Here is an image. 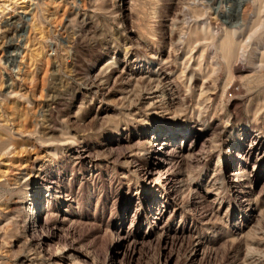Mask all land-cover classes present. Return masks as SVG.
I'll list each match as a JSON object with an SVG mask.
<instances>
[{"label": "rangeland", "instance_id": "obj_1", "mask_svg": "<svg viewBox=\"0 0 264 264\" xmlns=\"http://www.w3.org/2000/svg\"><path fill=\"white\" fill-rule=\"evenodd\" d=\"M223 1L0 0V264H264V67L222 95L224 66L191 91L179 66L218 57L205 27L253 32ZM172 47L159 84L132 65Z\"/></svg>", "mask_w": 264, "mask_h": 264}, {"label": "bare ground", "instance_id": "obj_2", "mask_svg": "<svg viewBox=\"0 0 264 264\" xmlns=\"http://www.w3.org/2000/svg\"><path fill=\"white\" fill-rule=\"evenodd\" d=\"M26 1H28V0H23V2H26ZM152 1L154 4H156V2L159 0H152ZM212 1L217 2L219 4V7H220L219 9H222L224 11H228V8H227L228 6L221 5L224 2L223 0H212ZM226 1L229 2V0H226ZM247 1L253 5L254 10H253V14H252L251 18H253V19L255 18L254 19L255 23L253 24V26L251 28V31H253V32L247 38L244 39L243 37L239 36V34L235 30H229V28H227L226 26H224L221 29L220 33L218 32L215 35H211L209 30H207L208 29L207 27L203 28L202 32L205 35L206 39L211 40L210 43L206 44V46L210 49V51H212V53L218 55V57H216L215 60H213L214 58L212 59L211 63L207 64L204 62L205 61L204 55L206 54L204 52H202V54L200 55V59L197 60L195 58V53H194L195 48L190 50V51H187V52L184 51L183 55L185 54L184 55L185 57L182 58V55L179 54L177 48L172 47V48H170L169 52L167 53L166 59H163L162 54H160V53L156 54L155 53L156 57L158 58V60L156 59L157 61L151 60V59H148L145 57L144 58L136 57V58H138V61L134 62L132 65L138 67V72L140 74H147V71H148L147 77L156 80V82L159 84L162 81L161 80L162 77L159 75L161 73V71H164V70L168 71L167 70L168 68L166 67V65H170L172 61L177 62L178 60H180L182 58V61L179 63V66L181 68L182 78H185L187 81L186 86H187L188 91L189 90L191 91V88H193V87H191L192 86V80H194L193 79L194 74L197 71L199 73H201L202 76H207L208 73L212 74V73L218 71L217 67L215 68L214 65H219V67L221 65V66H224L223 68L225 69V71L227 73V77L225 78L226 80H225L224 85L222 87V95H223V93L226 89V86L230 81H233L235 79V77H238V75H241L243 73H247L250 71L247 64H241V62H244V61L250 59L255 64L259 62L260 66H258V67H260V68L264 67V52L261 51V52H259V54L256 53L262 48L261 43H258V42L256 43L257 46L254 49V51L250 52V50H249L252 46V39H253L254 35L257 33V31L260 30L259 28H264V20H262V18L264 17V0H247ZM205 2H206V0H205ZM238 4H239L238 5L239 10L238 9L237 10H238V15L240 16V14L241 15L243 14L245 7L243 6L244 3L242 1H240ZM242 7H243V9H242ZM241 9H242V13H241ZM216 12L219 13L218 10H216ZM255 27H257L256 30H254ZM182 38L189 45H191L193 43V40H194V37L192 35H185V36H182ZM127 54H128V52L125 51L124 58L127 57ZM180 55H181V57H180ZM128 61H129V59L126 58L125 62H127V64L129 63ZM160 61H163V62H160ZM193 61H195V62L197 61L196 66L198 67V69H197V71H196V69H195V71L193 70V73L191 74L190 70L192 68H194L193 67V65H194ZM106 62L107 63H105L103 65V67L101 68L102 73H105L106 71H108V69H111L113 65L118 63V61L116 60L115 57H110L109 60ZM188 74H190V75H188ZM163 94H164V91L161 90L160 95L162 96ZM164 95H166V94H164ZM150 130L154 133L152 141L159 140V136H161V135H166V137L163 138L164 141L176 140L175 139L176 133H175V130H173V129H169V130H166V132H162L161 129L158 127H156V128L151 127ZM199 135H200V132L187 129L184 132V135H182V138H185V137L187 138L188 136H191V138L196 139L199 137ZM255 137L258 139L256 141H258L259 144L260 143L264 144V141L262 139L263 137H261L260 135H256ZM259 155H260V153H259ZM262 157L264 158V153H262ZM218 163L220 164L221 160H218ZM219 171H220L219 185L221 187L224 185L226 177L224 175V169L223 168H220ZM233 175H234V177H238L237 173H235ZM216 183L217 182H215V184ZM211 186H213V185H211ZM38 202L41 203L38 199H36L35 203L38 204ZM154 204L158 205V203H156V202H154ZM149 212L156 215L159 213V209H157V208L151 209V210H149Z\"/></svg>", "mask_w": 264, "mask_h": 264}]
</instances>
